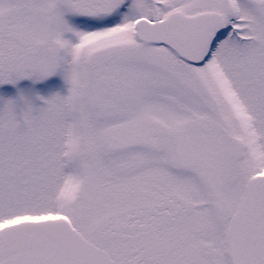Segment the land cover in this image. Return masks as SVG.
Returning <instances> with one entry per match:
<instances>
[{
  "label": "snow or ice",
  "instance_id": "snow-or-ice-1",
  "mask_svg": "<svg viewBox=\"0 0 264 264\" xmlns=\"http://www.w3.org/2000/svg\"><path fill=\"white\" fill-rule=\"evenodd\" d=\"M0 264H264V0H0Z\"/></svg>",
  "mask_w": 264,
  "mask_h": 264
}]
</instances>
